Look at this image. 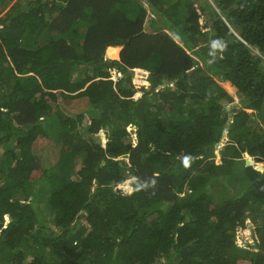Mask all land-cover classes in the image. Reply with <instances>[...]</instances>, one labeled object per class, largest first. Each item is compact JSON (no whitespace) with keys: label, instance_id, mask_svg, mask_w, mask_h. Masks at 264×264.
<instances>
[{"label":"trees","instance_id":"16d2710c","mask_svg":"<svg viewBox=\"0 0 264 264\" xmlns=\"http://www.w3.org/2000/svg\"><path fill=\"white\" fill-rule=\"evenodd\" d=\"M0 152V264H264V0H0Z\"/></svg>","mask_w":264,"mask_h":264},{"label":"rangeland","instance_id":"374dc122","mask_svg":"<svg viewBox=\"0 0 264 264\" xmlns=\"http://www.w3.org/2000/svg\"><path fill=\"white\" fill-rule=\"evenodd\" d=\"M195 8H197V5H195ZM118 57H119V55H118ZM117 57V58H118ZM114 75H113V77H114V79H118L119 78V73H113ZM148 76L149 75H146V74H143V73H135V76H134V82L137 84V85H147V86H149V82H147V78H148ZM170 86H172L173 84H169ZM141 96V94H139L138 95V97H140ZM235 104L237 105V106H240V101H239V99L237 98L236 99V101H235ZM250 113H252L251 111H249ZM101 139V138H100ZM99 139V140H100ZM0 154H1V152H0ZM50 159L51 160H53V161H55V157L54 156H50ZM247 159H248V157H247ZM216 162L218 163V164H220L221 163V157L219 156V155H217V160H216ZM126 183H127V185H126ZM125 184H123V185H126V186H122V185H120V186H118V187H121L122 186V188H126V191H127V193L126 194H131L132 192L129 190V187L131 188V181H128V182H126ZM133 189V188H132ZM130 191V192H129ZM250 236L251 237H253L252 236V230H250V229H246V230H242V231H240L239 233H238V235H237V237H238V243H244L247 239H249L250 238Z\"/></svg>","mask_w":264,"mask_h":264},{"label":"clouds","instance_id":"9594fccd","mask_svg":"<svg viewBox=\"0 0 264 264\" xmlns=\"http://www.w3.org/2000/svg\"><path fill=\"white\" fill-rule=\"evenodd\" d=\"M226 47H227V45H226L222 40H220V39H214V40L210 41V48H211V51H210L209 54H210L211 56L215 57L217 50H219V51H223V50L226 49ZM209 63H212V61H209ZM140 70H141V69H140ZM141 71H144V70H141ZM144 72H145V73H143V74H147V75H149L148 72H146V71H144ZM187 165H188V159L186 158V159H185V166H187ZM239 229H241V230H246V229H242V228H238V230H239ZM238 230H237V232H238ZM250 230H251V229H250ZM237 241H238V237H237ZM245 242L248 243V244H253V237L250 236V238L247 239ZM239 244H240V243H239ZM241 244H242V243H241Z\"/></svg>","mask_w":264,"mask_h":264},{"label":"water","instance_id":"95a60500","mask_svg":"<svg viewBox=\"0 0 264 264\" xmlns=\"http://www.w3.org/2000/svg\"><path fill=\"white\" fill-rule=\"evenodd\" d=\"M166 86H169V82H168V81H165V82H164V87H166ZM161 88H163V87H161ZM234 106H235V105H232V106L227 107V108H226V111H227V112L231 111V110L234 108ZM227 132H228V131H225L223 138H226V136H227ZM96 138H97V139H100L101 136H96ZM216 153L219 154L218 151H216ZM252 162H253L252 159L249 157V158L247 159V165H251ZM116 192H117L118 194L127 193L126 188H122V187H117V188H116Z\"/></svg>","mask_w":264,"mask_h":264},{"label":"built area","instance_id":"2783aa9c","mask_svg":"<svg viewBox=\"0 0 264 264\" xmlns=\"http://www.w3.org/2000/svg\"><path fill=\"white\" fill-rule=\"evenodd\" d=\"M135 71V73H145L144 71H141L140 69H136V70H134ZM113 73H117V71H114ZM114 75V74H113ZM147 75V74H146ZM240 231H242L241 229H239L238 230V232H237V235H238V233L240 232Z\"/></svg>","mask_w":264,"mask_h":264}]
</instances>
